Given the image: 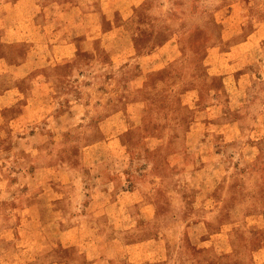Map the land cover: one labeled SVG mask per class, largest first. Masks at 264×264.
Masks as SVG:
<instances>
[{"label":"crops","instance_id":"crops-1","mask_svg":"<svg viewBox=\"0 0 264 264\" xmlns=\"http://www.w3.org/2000/svg\"><path fill=\"white\" fill-rule=\"evenodd\" d=\"M144 1L0 0V264H73L69 253L48 259L38 253L45 247L76 244L72 236L80 228L77 220L57 228L60 237L49 238L45 233L42 218L59 206L75 203V210L69 214L73 218L115 216L114 229L132 231L137 229L136 205L143 198L137 185L142 177L145 176L147 185L156 183L153 177L160 184L170 167L177 164L199 172L193 176L198 187L212 186L223 178L217 169L221 167L226 172V166L218 157L213 138L221 135L231 141L237 137V121L232 118L226 121V107L234 109L242 105L245 87L241 76L238 80L237 76L245 65L256 60L264 46V16L253 19L246 29L250 16L245 14V1L224 2L225 13L219 16L223 24L221 39L239 38L226 47L219 42L209 43L203 61L210 73L221 78L226 104L218 102L211 89V102L192 115L186 126L172 113L175 100L170 94L152 100L139 96L126 101L129 90L139 93L153 72L166 69L184 55L178 36H171L144 52L134 49L130 24ZM98 45L113 56L115 63L104 81L90 80L87 75L91 70L97 76L105 72V66L95 61ZM79 54L89 57L81 56L80 66L74 72L72 67L67 68L68 63ZM128 54L132 57L128 58ZM75 86L80 93L72 92ZM192 86L181 94V104L189 108L195 107L198 99L197 85ZM58 88L65 91L60 94ZM91 89L97 91L95 98L89 94ZM124 101L125 107H114L96 117L93 127L96 138L81 147L76 166L52 160L58 141L67 131L89 119L96 108ZM144 111L162 120L165 116L176 118L174 132L165 133L190 139L187 151L193 156L184 159L180 157L181 150L173 151L155 169H147L149 175L136 176L132 162L124 159L122 137L133 128V123H142ZM252 145L247 143L245 149L256 156ZM152 166L150 163L149 168ZM56 183L71 189L56 190ZM72 186L81 191L76 193ZM154 189L146 192L152 193ZM150 207L152 204L147 202L140 207L146 212L145 217ZM122 215L128 220V228L122 225L125 223L121 222ZM248 215H254L258 227L264 225L261 211ZM56 223L60 225L59 221ZM91 230L102 229L95 223ZM197 239L194 241L198 242ZM121 241L118 234L110 239L109 245L118 242L128 252L138 245ZM154 244L155 249L150 251L153 256L166 251L163 237L154 239ZM109 245H99L104 249L96 250L94 264L110 262L118 256L109 253ZM252 255L256 264H264V245L256 247Z\"/></svg>","mask_w":264,"mask_h":264},{"label":"rangeland","instance_id":"rangeland-1","mask_svg":"<svg viewBox=\"0 0 264 264\" xmlns=\"http://www.w3.org/2000/svg\"><path fill=\"white\" fill-rule=\"evenodd\" d=\"M225 1L145 0L136 9L130 26L134 49L137 52H144L171 36H178L184 55L181 60L166 69L153 72L148 78L147 86L139 93L129 90L125 95L126 101L139 96L152 100L170 94L175 100L172 113L176 118L178 115L181 124L186 126L192 115L211 102V89L215 91L216 100L226 104V93L223 92L221 78L210 73L203 61L205 48L209 43L219 42L221 46L226 47L239 38L233 36L230 39H221L223 24L219 21V16L221 12L225 13ZM244 1L245 14L250 16L245 27L249 29L253 19L264 16V0ZM52 9L53 6L50 10ZM102 47L97 46L95 61L98 60L101 67L105 66V72L102 71L97 76L96 71L91 70L87 74L90 80L104 81L111 75L115 65L113 56ZM79 55L76 60L68 63L67 68L72 67L74 72L80 66V57H89L87 54ZM130 57L132 55L128 54V58ZM239 77L245 87L242 105L234 109L226 107V121L230 118L237 121V137L231 141H226L225 136L221 135L213 138L218 157L226 166V172L221 167L217 169L219 176H223L217 184L198 187L193 176L199 172L194 173L195 169H187L177 164L170 167L160 184L156 177H153L152 181L156 183L147 185L145 176L142 177L141 181H137V185L142 190L143 198L139 201L140 204L136 205L137 229L132 231L114 229L115 216L104 215L96 219L92 216L73 218L69 214L75 210V203L59 206L54 213L42 218L45 233L49 238L60 237L57 228L65 226L73 219L77 220L80 228L72 236L76 244L73 247H45L38 253L45 259L69 253L68 258L73 264H94L96 250L100 252L104 249L99 245H109L110 239L119 234L122 241L136 242L138 245L128 252L118 242L112 243L106 247L109 253H116L118 256L110 262L103 260L96 264H256L252 251L264 245V225L258 227L254 215L248 214L261 211L264 215V46L256 60L245 65L237 80ZM192 85H197L198 99L195 107L189 108L181 104V94L191 89ZM77 88H71L74 94L80 93ZM58 91L62 94L65 89L58 88ZM95 92L90 90L92 98H95ZM118 106L125 107V101L96 108L89 119L67 131L62 140L58 141L52 160L76 166L81 147L96 138L93 132L96 117ZM143 115L142 123H133V128L122 137L125 146L124 159L132 162L136 176L149 175L146 170L155 169L173 151L181 150L180 157L191 158V153L187 151L190 150V139L165 133L167 130L174 132L177 127L176 118L165 116L162 120L161 117L149 115L147 111H144ZM251 142L257 151L256 156L251 150L245 149L247 143ZM202 153L203 157H206L205 152ZM150 163L154 166L149 168ZM72 187L76 193L81 191ZM154 187L156 189L152 193L146 192ZM54 189L69 192L71 187L56 183ZM63 201H66L65 197ZM146 202L152 204L148 217H145L146 212L140 209ZM120 218L122 223L125 222L122 225L128 228L127 218L123 215ZM95 223L101 231L91 230ZM25 224L27 227L28 221ZM26 233L29 232L26 230ZM162 237L167 244L166 251H158L157 255L153 256L151 252L156 246L154 239ZM100 238H106L107 241H98ZM195 239L199 243L195 242Z\"/></svg>","mask_w":264,"mask_h":264}]
</instances>
